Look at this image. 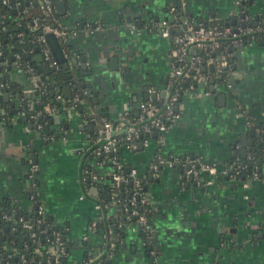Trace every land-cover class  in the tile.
<instances>
[{"label": "crops", "instance_id": "crops-1", "mask_svg": "<svg viewBox=\"0 0 264 264\" xmlns=\"http://www.w3.org/2000/svg\"><path fill=\"white\" fill-rule=\"evenodd\" d=\"M174 1L50 0L59 23L70 31L62 42L64 56L84 59L79 77L86 87L81 88L79 82L67 84L71 95L78 87L84 92L82 111L68 106L65 83L54 86V100L61 110L49 122L51 136L40 140L29 122L17 121L19 115L6 119L1 98L0 201L8 198L30 208L25 172L26 149H31L38 167L40 201L47 213L65 225V237L75 245L64 264H81L87 242L91 249L88 264H100L106 247L109 264H264V169L263 177L251 179L245 188L224 178L197 187L169 163L157 175L152 169L159 158L168 162L195 156L222 171L233 158L247 155L258 127L264 126L262 39L233 48L226 82L211 83L215 70L206 62L207 80L183 95L180 118L158 141L142 149L118 150L126 167L148 177L154 216L145 243L133 225L116 233L113 224L106 222L117 214V208L103 209V213L97 195L89 192L92 185L81 180V170L82 175L88 170L100 181L112 172L110 165L95 156L104 121L112 122L121 135L126 111L136 117L146 96L165 99L171 43L158 34L154 24L167 18ZM186 1L188 14L198 23L236 26L245 18L247 25H255L264 15V0ZM68 62L73 68L72 60ZM56 63L58 68L63 66ZM49 68L48 74L54 70ZM10 79L13 91H24L30 84L16 69L10 71ZM13 97L10 91L9 100ZM150 176L155 180L150 181ZM96 216L105 223L102 234L88 232V221Z\"/></svg>", "mask_w": 264, "mask_h": 264}, {"label": "built area", "instance_id": "built-area-1", "mask_svg": "<svg viewBox=\"0 0 264 264\" xmlns=\"http://www.w3.org/2000/svg\"><path fill=\"white\" fill-rule=\"evenodd\" d=\"M186 4V0H175L168 6V16L173 17V20L176 19L177 7H180L181 16L179 15L180 18L177 16L180 20L179 24H176V22L171 24L166 19L159 20L154 24V28L157 29L158 34L166 39H169L171 43L170 73L165 89L167 94L164 100L160 99L155 94L156 96L154 99L148 97L147 100L142 101L139 104V113L136 117L130 116L128 111H126L122 117L123 122L126 123L123 127L121 135L123 136L122 140L126 143L123 147H126L129 150L138 149L136 139L139 137L141 131L147 135L152 134L154 131H159L160 133L165 134L170 126L178 121L180 118V112L178 103L179 88L177 85L182 80L192 79L195 83L201 80H207L205 79L203 72L206 62H209L214 66V74L216 75H218L223 68H226L229 65L228 61L230 55L225 53V51L216 57L212 55L220 47L221 39H229L232 48H236L245 45L244 37L247 38L246 40L250 39V42L258 39L256 38L257 35H262V37H264V15L255 25H247L244 18L242 19V25L219 26L212 23V26L205 27L203 23L195 22L194 19L188 15ZM0 5L13 8L15 11L20 10L24 15H27L29 9L31 8H35L37 10V13L31 16L30 20L26 23V27L29 31L35 33L30 41L35 50L27 47L26 50H24V53L28 54L29 57L33 56L35 52V55L39 53L44 63L54 69H58L45 35L52 33L59 37L62 41H65L68 37H70V31L68 28L60 24L59 21L57 25L48 23V16L55 14L50 0H14V7L12 6L10 0H0ZM19 6H21L20 9H18ZM17 25L19 26L20 23L18 22ZM130 28L132 30L135 29L134 26H131ZM5 29L6 25L3 20H0V32L5 31ZM178 29L179 31L174 33V31H177ZM16 37L19 43H23L22 32L17 33ZM192 49L195 51L192 52ZM11 56L13 57L14 66L17 69H20V71H23L30 81V84L24 89V91L31 92L32 94L36 92L40 95L46 94L48 92V80L42 77L41 73L36 70L35 66L24 60L23 54L20 52H15ZM0 58V66L6 67L8 61L3 57L1 42ZM1 87L5 89L10 86L5 83L1 84ZM194 88L195 85L191 83L185 90V93ZM76 92L71 98L74 105H70L75 109V104L80 101V96L78 94L80 92ZM150 93H155V91H150ZM80 94L83 95L84 92ZM27 105H32V103ZM46 107L45 111L52 115L58 111L55 108H50L49 106ZM39 114L40 112H37L36 114L31 115V118L35 119L39 116ZM40 127L41 125H38V128ZM116 130V126L112 122L104 121L102 127L99 129L100 136L104 142L100 144L95 151L97 159L99 157H105L109 153L116 151L117 144L119 142V134ZM44 137L48 138V136ZM150 143V139L145 138L140 144L146 147ZM110 161L118 170V172L112 171L110 173L114 184L117 187H119L121 183L130 182L131 184L132 197L122 208L123 213H125L124 220H129L130 217L136 216L139 226H141L144 230H148L149 221L145 216L138 214L136 210V196L141 195V203L146 201V196L142 195V192L140 191L141 179L139 178L137 171L135 169H129L128 175H123L122 171H119L121 169L120 163L115 160V158ZM26 163V179L29 184L27 197L30 202V208L25 211H28V214L24 213L25 211L20 203L14 202L11 210L6 213L5 211L0 213V218L5 222L10 223V225L6 224L10 233H14L17 230L24 233L26 232L27 236L25 237L27 238V241H25L23 245H20V247L0 245V250L8 248L7 252L0 257V264H13L11 261L12 259H14V264H48L51 260L54 264H62L60 257L64 256L66 252L64 245L59 240L61 236L58 231L52 232L51 246L48 251V223L45 221L46 209L40 201L39 187L34 180L36 178V173L38 172L37 164L34 161L33 156L30 154L26 157ZM166 163L178 166L181 169L184 179L193 181L196 185H210L214 178L218 175V170L215 164L208 163L199 158L190 159L189 157H184L183 159L180 157H174L168 162L159 158L155 161V164L152 167L154 172L153 174L157 175L160 167ZM203 171L210 175L209 179L204 183L200 181V173ZM221 173L229 175L227 168L223 169ZM87 177L91 185H93L92 183L94 181L100 180L95 175H92L88 170H84V181ZM231 178L233 180L236 179L235 176H231ZM251 179H259L256 171L252 173ZM240 183L242 187H247V182L241 181ZM99 205L100 207L102 206L104 210L106 209L102 203ZM128 206H132V209L129 210ZM31 209H33L32 212ZM118 212L114 215V217H118ZM122 223L123 221H118V224H113V228H120ZM96 230L97 224L96 221H93L88 225V232L95 233ZM5 238V232L3 228L0 227V241ZM10 242L13 244L12 240ZM45 242L47 246L43 251L42 244Z\"/></svg>", "mask_w": 264, "mask_h": 264}, {"label": "trees", "instance_id": "trees-1", "mask_svg": "<svg viewBox=\"0 0 264 264\" xmlns=\"http://www.w3.org/2000/svg\"><path fill=\"white\" fill-rule=\"evenodd\" d=\"M12 6L14 7V0H12ZM180 7H177V12H176V19L173 20V17H170L167 15L166 20H168L171 24L176 22V24L180 23V20L178 19L180 14ZM13 8H9L6 7L4 5H0V20H3L4 24L6 25V29L5 31H1L0 32V42L2 44V49H3V57L4 59H6L7 61H9L10 56L15 53V52H20L21 54H23V58L24 60L28 61L29 63H31L33 66L37 65V67L35 66L36 70H39L38 72L41 73L42 77L44 79H47L49 82L48 85V92L44 95H40L38 92L35 93L34 97L31 98L30 100H26L24 101V103L22 104L21 107H18L17 104H13L12 102H7L4 103V106H6L7 111H5V117L10 118L12 116H16V115H20L19 112L23 111L25 113V115L23 116H19L20 117H25L26 121L33 124V130L36 134H38L39 132H41L43 135H41V137H37L40 140H45L44 136H51L50 134V130L48 129V125L49 122L52 119V114L47 113L45 111L46 106H49L50 108H55L58 111L61 110V105L58 104L57 100H54V96L51 97V90L53 89L54 86L59 85L64 83V81H66L68 79L67 75V70L64 69L63 66H59L58 69H54L52 70L49 74L44 75L40 69V64L37 63L34 59V57L36 56L35 53L33 56L31 57H26V53H24V50H26V48L28 47L29 49L35 50L33 45L30 43L31 39L33 38V35H35V33H32L31 31H29V29L26 27V23L28 20H30L31 16L35 15L37 13V10L35 8H31L29 9V12L27 15H24L21 13L20 10L13 12ZM179 13V14H178ZM189 15V14H188ZM178 16V17H177ZM180 18V17H179ZM59 21V18L56 14L54 15H50L48 16V23L52 24V25H57ZM20 23V25L18 26L17 23ZM217 24L219 26H223V24H219V23H214ZM203 25L205 27H210L213 24L212 23H203ZM22 32L23 33V43H19L18 39L16 37V34ZM256 38L258 39H262L264 40V37H262V35H257ZM247 38L244 37V41L245 44H248L250 42V39L246 40ZM221 45L220 47L212 54L213 56H217L219 54H221L222 52L225 51V53H228L229 56V65L226 68H223L222 71L219 72L218 75L214 74L215 80L217 82H226V78L227 75L229 73V69L231 67L232 64V51L234 50L232 48V46L230 45V40L229 39H221ZM205 62V60H204ZM203 62V64H204ZM47 76V77H46ZM193 84L195 86H197V83H195V81H193L192 79H184L182 80L177 86H178V90H179V98H178V103L181 101L183 95L185 94V90L189 87L190 84ZM14 87L12 84H10V90H12ZM75 91H77L76 93H78V91H80V93L82 92L80 90V88L78 87L77 90L75 89ZM80 93L79 94V98L80 101L78 103H76V107L77 109L82 108L81 105V101L84 98V96H82ZM23 96V95H22ZM2 96H0V101H1ZM29 102L32 103V105H27ZM70 105H74L73 100L71 99L68 103V106ZM5 108V109H6ZM37 112H40L39 116L35 119L31 118V115L36 114ZM132 116V114H130ZM22 119V118H20ZM23 120V119H22ZM46 122V123H45ZM38 125H41L40 128H38ZM259 132L257 134H255L254 136V140H253V144L251 146V148L249 149L247 155L245 156H237L235 158H233L232 163L230 166L227 167L228 171H229V175H228V180L237 183L241 186V181H245L248 182L251 180V175L254 171L257 172L259 179L263 177V167H264V133L263 130L264 128L262 127H258ZM163 134L160 133L159 131H154L152 134L147 135L145 133H143L142 131L140 132L139 137L136 139V143L137 145H139L145 138L150 139L151 143L158 141L159 137H161ZM91 137H95V135L91 134ZM123 139L122 135H119V142L117 144V148L116 151H114L113 153H109L108 155H106L105 157H99L98 160L101 162H104L105 164H108L111 166V169L113 172H118V170L116 169L115 165H113L111 163V159L117 160L120 165H121V169L119 171H122L123 175H128V171L126 170V166L122 163V161L119 158L120 152L118 151L120 148H122L126 143ZM124 148V147H123ZM27 151V155L30 154L33 157L35 156V153L31 150V149H26ZM190 159H195V156H189ZM183 159V158H181ZM208 163H212L209 162ZM261 163V164H258ZM214 164V163H212ZM216 166V165H215ZM217 168V166H216ZM219 168V167H218ZM218 170V175L215 177L216 180L221 181L224 178V174L221 173V170ZM261 168V169H260ZM231 176H235V180H233L231 178ZM210 177V175L207 172H201L200 173V181L202 183H204L206 180H208ZM139 178L141 179V192L142 195L146 196V201L144 203L140 202L141 199V195L140 196H136V210L138 212V214L143 215L147 218V220L149 221V229L148 230H144L141 226H139L138 222H137V217L136 216H132L130 217L129 220H124V216L125 213H123V206L128 203V200L132 197V191H131V184L130 182L128 183H121V185H119V187H117L113 180L111 179V176H108V179L106 181H94L92 184L94 186H96L98 192H97V196L96 198L99 200L100 203H102L104 205V207L106 208L105 210H110L112 207H116L117 206V212H118V217H114L112 216L111 218H109L107 220V224L112 223V224H118V221H123L122 226L118 229H116V233H120L126 226L128 225H133L136 227V230L140 236V238L143 241H147L148 237L151 235V219L154 216V211L152 208V205L148 199V191H147V185L149 183L148 181V177L146 176H139ZM35 182L38 184L39 187V181L37 178V173H36V178L34 179ZM85 182L90 183L88 178L85 179ZM188 184H192L194 186L197 187H203V185H196L193 181H189ZM28 198V197H27ZM20 205H22L23 210L25 211V205L21 202ZM14 202L10 201V199L6 198L3 199L2 201H0V213L1 212H8L9 210H11V207H13ZM129 210L132 209V206H128ZM22 210V211H23ZM33 209H31L32 212ZM25 214H28V211L24 212ZM45 221L46 223H48V251L49 248L51 246V240H52V232L53 231H58L60 233V242L64 245L65 247V255L60 257V261L62 262V264L65 263L66 259L68 258V256L70 255L72 249L75 247L74 244L69 243L65 237V225L58 222L52 215H50L49 213L46 212L45 214ZM96 221L97 224V230L95 233H99L102 234L103 233V229H104V221L100 216H96L94 218H91L88 221V224H90L91 222ZM6 224L10 225L9 222H5L3 220H1L0 218V227L3 228L4 232H5V239L0 241V245H8V247L10 246H17L20 247V245H23V243L25 241H27V238L25 236L26 232H22L20 230L15 231L14 233H10L8 227H6ZM92 234V233H91ZM44 238V237H43ZM13 241V244H11L10 241ZM45 240V239H44ZM46 242L42 244V250L44 251V249L46 248ZM89 244L87 242L86 244V254L84 256V259L82 261L81 264H88V258H89V252H90V247H88ZM7 249H1L0 250V257L5 254L7 252ZM110 249H107L106 254L104 255V257L101 259V261L99 262L100 264H109L110 263V258H107V255L110 253L109 252ZM49 254V253H48ZM12 263L14 264V259L11 260ZM48 264H54L53 261L51 260L50 263Z\"/></svg>", "mask_w": 264, "mask_h": 264}, {"label": "water", "instance_id": "water-1", "mask_svg": "<svg viewBox=\"0 0 264 264\" xmlns=\"http://www.w3.org/2000/svg\"><path fill=\"white\" fill-rule=\"evenodd\" d=\"M10 1L12 2V0H10ZM240 4H243V3L240 2ZM57 5H59V3ZM20 8H21V6L18 7V9H20ZM13 12H16V11L14 10ZM45 38H46V41H47V43H48V45H49V47L51 49L52 55L54 56V58L56 59V61L58 63L62 64L63 67H64V69H66L67 71H70V74L68 73V75H67L68 79L66 81H64V83L66 85L64 87V98L71 99L72 98V95L70 93V87L67 84L68 83H73L74 84L75 82H79L80 83V81H81L80 77L83 74V73H80V69H85L84 59L83 58H80L78 60L76 58H71V57L67 59L64 56L63 51H62V42L63 41L59 37L55 36L52 33H48V34L45 35ZM26 57H29V55L26 54ZM69 59L72 60V63H73V66H74L73 68H70L69 67V62H68ZM12 60H13V57H12ZM35 60H36V62L41 63V66H40L41 71L44 74H48V71L50 70V68H49L50 66L48 64H46V63H43V59H42V57H41L40 54L36 55ZM0 61H1V58H0ZM78 61L83 62V64L77 65L78 64ZM112 63H115V60H113ZM15 69L18 70V71H20V69H17L14 65L6 66L5 67V73H4V72H2V67L0 66V91H3L4 90V93H2V95H1L2 98H3L4 103H7V102L10 101L13 104L14 103L17 104L18 107H20V103H22V101L23 102L25 101V98L24 99H21L19 97L20 91L19 92L15 91V90L14 91H11V93L14 95V97H13L12 100L11 99L9 100V93H8L7 90L10 87L9 88H5V89H3L1 87V84H5V83L9 84V86H10V84H11L10 71L11 70H15ZM213 81L214 80H211V83H213ZM79 86L81 88H85L86 87L85 86V83H80ZM163 93L166 95L167 94V91H164ZM50 94H51V97H52V96H54L55 92L53 90H51ZM82 96H84V95H82ZM145 99L147 100L148 97L146 96ZM60 102H62V101H60ZM64 105L67 106L66 103H64ZM78 111L81 112L82 109H78ZM22 112L23 111H20L19 112V114H20L19 116H23L22 115ZM20 118H22L24 121H26V118L25 117H20ZM20 118H17V121H20ZM28 126L32 128L33 127V124L30 123V124H28ZM262 128H264V126H262ZM253 132L254 131L251 130V133H253ZM43 134H44V132H43ZM43 134L41 132H39L38 134H36V136L40 138L41 135H43ZM103 142L104 141L102 139L99 142V144H102ZM138 149H142V145L141 144L138 145ZM244 154L245 153L243 152V155ZM35 162H36V160H35ZM258 164H261V163H258ZM126 170L128 171L129 170V167H126ZM80 175H81V180L84 179L83 178V175H82V170L80 171ZM224 179H228V175H225L224 176ZM149 180L152 181V180H155V179L153 178V176H150L149 177ZM89 192L91 194H94L96 196L98 190H97L96 186L92 185L89 188ZM96 201H97L98 204H100V202L97 199H96ZM101 209H102L103 213H105V211L103 210V207L102 206H101ZM108 238H109L108 240H110V236L109 235H108ZM107 245H109V244H107ZM107 249H108V247H106V249L104 250L102 257L106 254Z\"/></svg>", "mask_w": 264, "mask_h": 264}, {"label": "flooded vegetation", "instance_id": "flooded-vegetation-1", "mask_svg": "<svg viewBox=\"0 0 264 264\" xmlns=\"http://www.w3.org/2000/svg\"><path fill=\"white\" fill-rule=\"evenodd\" d=\"M39 53H37L36 55H38ZM44 63V62H43ZM40 65H41V63H39ZM10 65H14V63H13V60H12V56H10V59H9V61H8V64L6 65V66H10ZM36 67H37V65H35ZM37 71H39V70H37ZM2 72H4L5 73V67H2ZM21 72V74H24L25 75V73L23 72V71H20ZM4 91V90H3ZM8 91V93L10 92V91H13V89L12 90H7ZM20 90H18V92H19ZM23 95V96H22ZM34 95H35V93L34 94H32L31 92H25V91H23V90H21L20 91V94H19V97L21 98V99H26V100H30L31 98H33L34 97ZM1 96V95H0ZM24 102L22 101V103H20V107L22 106V104H23ZM28 104H31V102H29ZM5 108H6V106H5ZM5 111H7V108L5 109ZM5 113L6 112H4V115H5ZM22 115H25V113L24 112H22ZM34 158V157H33ZM25 177H26V172H25Z\"/></svg>", "mask_w": 264, "mask_h": 264}]
</instances>
